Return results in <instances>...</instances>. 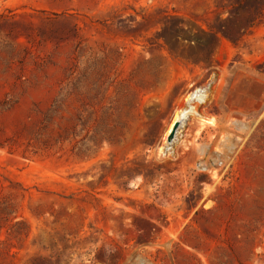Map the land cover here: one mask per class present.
Instances as JSON below:
<instances>
[{
	"label": "rangeland",
	"instance_id": "374dc122",
	"mask_svg": "<svg viewBox=\"0 0 264 264\" xmlns=\"http://www.w3.org/2000/svg\"><path fill=\"white\" fill-rule=\"evenodd\" d=\"M239 1L0 0V264H264Z\"/></svg>",
	"mask_w": 264,
	"mask_h": 264
},
{
	"label": "trees",
	"instance_id": "16d2710c",
	"mask_svg": "<svg viewBox=\"0 0 264 264\" xmlns=\"http://www.w3.org/2000/svg\"><path fill=\"white\" fill-rule=\"evenodd\" d=\"M254 2L256 4L255 6H249L242 1H239L237 4V11H242L246 15V18H244V22H247V25L242 34H244L246 30L251 28V26L253 25V21L256 18L264 19V0H254ZM226 36L232 37L229 33H227Z\"/></svg>",
	"mask_w": 264,
	"mask_h": 264
},
{
	"label": "bare ground",
	"instance_id": "6f19581e",
	"mask_svg": "<svg viewBox=\"0 0 264 264\" xmlns=\"http://www.w3.org/2000/svg\"><path fill=\"white\" fill-rule=\"evenodd\" d=\"M200 92H201L200 90H194V92L189 95V98L188 99H190V103L191 102L193 103L194 101L195 102L201 101V94H200ZM193 110H194V106L192 104L191 105L189 104V108L183 111L182 116L180 115L182 117L181 120H183L189 114L196 113Z\"/></svg>",
	"mask_w": 264,
	"mask_h": 264
},
{
	"label": "water",
	"instance_id": "95a60500",
	"mask_svg": "<svg viewBox=\"0 0 264 264\" xmlns=\"http://www.w3.org/2000/svg\"><path fill=\"white\" fill-rule=\"evenodd\" d=\"M177 128V125L175 124L174 125V127H173V130H172V132L170 133V135L168 136V141H171L172 140V138H173V135H174V130Z\"/></svg>",
	"mask_w": 264,
	"mask_h": 264
}]
</instances>
